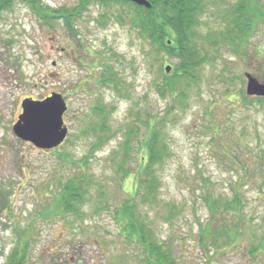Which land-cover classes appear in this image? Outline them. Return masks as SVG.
Wrapping results in <instances>:
<instances>
[{"label":"rangeland","instance_id":"1","mask_svg":"<svg viewBox=\"0 0 264 264\" xmlns=\"http://www.w3.org/2000/svg\"><path fill=\"white\" fill-rule=\"evenodd\" d=\"M236 2L252 29L239 44H213L207 34L226 30ZM83 3L37 0L39 14L12 0L0 10V264L15 249L26 264H159L127 229V201L176 264H264V98L246 93L247 73L264 81V0L208 1L199 31L210 61L181 85L183 98L160 93L180 63L170 35L168 48L153 44L131 3ZM52 93L66 100L68 134L42 149L13 126L23 100ZM99 106L110 110L102 139L89 130ZM157 117L168 150L157 200L144 202V124ZM80 169L92 176L80 212L59 211L54 199ZM235 199L239 207L225 209Z\"/></svg>","mask_w":264,"mask_h":264},{"label":"trees","instance_id":"2","mask_svg":"<svg viewBox=\"0 0 264 264\" xmlns=\"http://www.w3.org/2000/svg\"><path fill=\"white\" fill-rule=\"evenodd\" d=\"M29 2V5L35 6L37 12L40 14V8L36 6L37 0H26ZM103 3L112 2L113 0H101ZM119 2L131 3L135 9V17L133 23L139 26L143 33H145L148 38L152 41L153 44H161V46L167 45V37H169L174 42L175 48L174 52L177 54V57L180 59L174 74L171 79L165 78L164 84L160 86V93L162 95L171 94L173 98L179 97L183 98L184 93L181 90V85L183 84H192L198 80V70L205 63L210 61V57L202 47V35L199 31V23L201 21V16L205 11L209 0H149L151 6L145 7L139 5L132 0H116ZM88 0H84L83 5H85ZM12 0H0V10L10 6ZM229 10V11H227ZM227 11V13H226ZM229 18V26L226 25V30H222L216 33L211 32L207 34L212 39L213 44L221 45V42L233 43L243 42L249 30L252 29V22L250 19L245 17V13L239 3L232 4L229 9H226L224 16ZM212 34H214L212 36ZM222 39V40H221ZM221 40V42H220ZM218 46V47H219ZM164 47V48H165ZM166 48V49H167ZM185 82V83H184ZM259 99L263 97H257ZM173 107H167L168 111L172 110ZM94 111L98 115V121L89 128L91 129L99 139H102V136L109 131L108 124V114L110 110L105 109L104 106H99L94 108ZM165 117H160L156 119H148L146 121V128L151 129V133L148 138H144L145 147L147 148V159L144 158V166L142 171V177L139 178L137 182L136 189H138L137 194H141L142 200L147 201H156L157 194L160 187V181L157 176V167L162 164L165 160L167 153V145L163 140L161 128L165 124ZM156 123V124H154ZM153 124V127H152ZM87 130V129H86ZM136 129H129L128 134L133 135ZM101 143H97L96 146H99ZM97 148V147H95ZM130 148V143L127 140L125 142V149ZM88 156H86L87 158ZM123 169L125 175L127 176L130 172ZM92 176L80 169L73 177L68 179V181L60 188L58 191V196L54 199V205L56 208H59V211L62 212H73L79 213V204L84 200L85 193L89 192V182L91 181ZM0 197V203H1ZM4 205L7 204V201H2ZM234 202L230 201L225 202V209L234 210L238 208ZM53 205V206H54ZM126 213L128 218V227L127 229L133 234L141 238V241L147 248L149 254L151 255V260H157L159 264H176L170 257L167 255L168 250H163V243L153 242L146 238V231L144 223L139 222L138 217H136L137 208L136 203L127 201L126 204ZM124 205V206H125ZM212 208L218 209V207L213 206ZM223 219V217H222ZM220 218V222L224 223ZM218 221V220H217ZM225 224L220 227L221 232H226L227 235L232 230L228 225ZM217 226H215V230ZM210 233L209 226L201 228L199 236L201 242L205 241V237ZM209 239V238H208ZM215 243V239L211 240ZM7 264H26L25 253L20 250L15 249L9 257Z\"/></svg>","mask_w":264,"mask_h":264},{"label":"water","instance_id":"3","mask_svg":"<svg viewBox=\"0 0 264 264\" xmlns=\"http://www.w3.org/2000/svg\"><path fill=\"white\" fill-rule=\"evenodd\" d=\"M132 1L148 8L151 6L149 0ZM166 70L169 71L170 66H167ZM246 93L263 97L264 81L247 73ZM67 107L66 100L60 93H52L42 100L25 99L22 102L23 112L13 126L14 133L18 138L30 141L38 148H55L64 142L68 134V127L63 118Z\"/></svg>","mask_w":264,"mask_h":264}]
</instances>
